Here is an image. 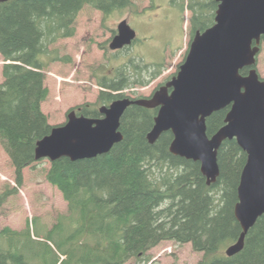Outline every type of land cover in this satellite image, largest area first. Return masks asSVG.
Returning a JSON list of instances; mask_svg holds the SVG:
<instances>
[{
    "label": "trees",
    "instance_id": "1",
    "mask_svg": "<svg viewBox=\"0 0 264 264\" xmlns=\"http://www.w3.org/2000/svg\"><path fill=\"white\" fill-rule=\"evenodd\" d=\"M133 5V0L0 2V54L5 62L0 84V143L15 168L18 186L23 185L24 170L39 162L37 143L54 127L42 110L50 93L43 56L50 55L49 47L58 40L75 35V21L84 6L109 16ZM189 7L193 38L214 25L217 3L192 0ZM134 67V82L122 69L117 78L100 84L96 103L73 111L100 118L99 106L125 98L120 92L134 85H148L144 72L155 79L163 69V65L146 63ZM248 71L245 68L241 74ZM229 109L207 119L209 137L225 125ZM157 113L158 109L131 106L121 120L124 139L109 153L52 162L46 178L62 193L69 215L46 233V241L33 238L30 222L24 232L1 231L0 264H126L164 241L191 243L196 252L204 254L198 264H264V216L250 230L241 253L225 254L242 232L234 209L247 154L236 140L224 142L218 153L220 176L208 186L200 163L170 153L171 132L149 144L147 135Z\"/></svg>",
    "mask_w": 264,
    "mask_h": 264
},
{
    "label": "water",
    "instance_id": "2",
    "mask_svg": "<svg viewBox=\"0 0 264 264\" xmlns=\"http://www.w3.org/2000/svg\"><path fill=\"white\" fill-rule=\"evenodd\" d=\"M8 1L15 0H0ZM215 2L214 25L196 32L177 76L150 97H125L100 107V118L71 111L64 125L53 127L37 143L35 158L51 163L69 158L75 162L107 154L124 139L120 126L129 107L158 109L147 135L149 144L171 132L170 153L200 163L201 173L211 186L220 176L221 146L236 140L247 154V162L234 209L242 232L225 252L227 257H234L243 251L247 235L264 216V79L257 69L264 43V0ZM136 39V30L124 20L109 47L123 50ZM245 68L248 74L242 75ZM227 108L225 125L209 137L207 119Z\"/></svg>",
    "mask_w": 264,
    "mask_h": 264
},
{
    "label": "rangeland",
    "instance_id": "3",
    "mask_svg": "<svg viewBox=\"0 0 264 264\" xmlns=\"http://www.w3.org/2000/svg\"><path fill=\"white\" fill-rule=\"evenodd\" d=\"M191 2L133 0L132 8L115 11L109 16L84 6L75 21V35L58 40L49 47L50 55L43 56L48 65L44 72L50 93L42 110L49 123L54 127L64 125L73 109L96 103L102 90L100 84L117 78L122 69L134 82L137 78L134 66L163 65L162 73L155 79L151 78V73L142 74L148 85H134V88L120 92L135 99L150 97L177 76L193 39ZM124 20L136 30L137 39L128 48L113 51L110 43ZM4 64L0 54V84L4 81ZM257 69L264 79V43ZM50 167L49 160H41L26 168L23 185L18 186L15 168L0 143V232L6 228L24 232L30 222L33 238L37 236V240L46 241V233L59 223L61 217L69 215L68 203L62 193L47 181ZM203 257L204 254L196 252L191 243L164 241L126 264H198Z\"/></svg>",
    "mask_w": 264,
    "mask_h": 264
},
{
    "label": "flooded vegetation",
    "instance_id": "4",
    "mask_svg": "<svg viewBox=\"0 0 264 264\" xmlns=\"http://www.w3.org/2000/svg\"><path fill=\"white\" fill-rule=\"evenodd\" d=\"M135 41H136V40H135ZM135 41H134V42H135ZM134 42H133V43H134ZM127 48H128V47H127ZM124 49H126V48H124ZM154 92H155V91H154Z\"/></svg>",
    "mask_w": 264,
    "mask_h": 264
}]
</instances>
